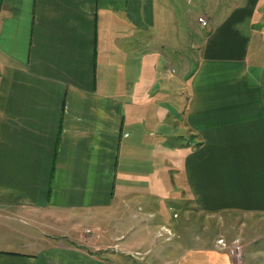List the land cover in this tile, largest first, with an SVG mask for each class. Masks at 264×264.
Segmentation results:
<instances>
[{
  "label": "crops",
  "instance_id": "obj_1",
  "mask_svg": "<svg viewBox=\"0 0 264 264\" xmlns=\"http://www.w3.org/2000/svg\"><path fill=\"white\" fill-rule=\"evenodd\" d=\"M154 4L0 0V264H264L262 0L202 15L189 79ZM180 199L213 236L172 237Z\"/></svg>",
  "mask_w": 264,
  "mask_h": 264
},
{
  "label": "rangeland",
  "instance_id": "obj_2",
  "mask_svg": "<svg viewBox=\"0 0 264 264\" xmlns=\"http://www.w3.org/2000/svg\"><path fill=\"white\" fill-rule=\"evenodd\" d=\"M232 1L235 0H155L154 45L160 50L164 47L163 51L173 59L170 66L164 65L163 73L166 77L169 76L168 74L174 76L184 74L189 79L195 73L206 31L211 29V25L199 26V17H204L202 15L219 17L233 6ZM262 7H264V0H262ZM168 67L169 71L166 72ZM165 203L171 208L164 222L168 221L169 230L172 234L175 233L172 237L177 239L183 233V238L188 243H193L194 239L198 238V235L204 231L203 226H207L209 235L213 236L217 230L214 220H222L220 217L212 218L186 211L182 206L188 207V203H185L183 199ZM168 235L171 234L168 233Z\"/></svg>",
  "mask_w": 264,
  "mask_h": 264
},
{
  "label": "built area",
  "instance_id": "obj_3",
  "mask_svg": "<svg viewBox=\"0 0 264 264\" xmlns=\"http://www.w3.org/2000/svg\"><path fill=\"white\" fill-rule=\"evenodd\" d=\"M198 23L201 24L203 27L208 26V20L205 17H199ZM165 232L170 233V231L164 229ZM87 233H92L91 230H88ZM216 246L220 251H225L235 260L242 261L243 259V244L239 240H235L231 243L226 241L224 238H220L216 242Z\"/></svg>",
  "mask_w": 264,
  "mask_h": 264
}]
</instances>
